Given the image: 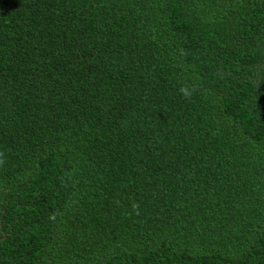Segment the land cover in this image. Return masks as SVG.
Masks as SVG:
<instances>
[{
  "label": "trees",
  "instance_id": "1",
  "mask_svg": "<svg viewBox=\"0 0 264 264\" xmlns=\"http://www.w3.org/2000/svg\"><path fill=\"white\" fill-rule=\"evenodd\" d=\"M0 264H264V0H0Z\"/></svg>",
  "mask_w": 264,
  "mask_h": 264
}]
</instances>
